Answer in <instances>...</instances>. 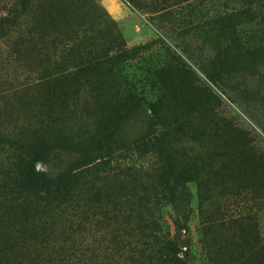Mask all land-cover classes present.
<instances>
[{
    "label": "rangeland",
    "instance_id": "rangeland-1",
    "mask_svg": "<svg viewBox=\"0 0 264 264\" xmlns=\"http://www.w3.org/2000/svg\"><path fill=\"white\" fill-rule=\"evenodd\" d=\"M0 138V186L34 139L36 171L82 173L0 218V264H115L147 216L181 264H264V0H0Z\"/></svg>",
    "mask_w": 264,
    "mask_h": 264
},
{
    "label": "trees",
    "instance_id": "trees-1",
    "mask_svg": "<svg viewBox=\"0 0 264 264\" xmlns=\"http://www.w3.org/2000/svg\"><path fill=\"white\" fill-rule=\"evenodd\" d=\"M128 4L132 8L137 9L131 2L128 1ZM84 40V39H83ZM78 62L73 58L67 59V63H70L71 69L68 70L67 74L63 77L64 81H61L54 84V88L60 87V91L65 92L66 89H79L82 84L76 76H83L86 73L87 68L83 67L84 63ZM99 59H93L87 61L86 64H96L97 66L103 65L106 62ZM90 67H88L89 69ZM56 89V88H55ZM34 144L28 146V152L23 155V157L18 158L16 164L13 165L14 171L13 176L9 179L10 183L0 186V218H6V213L12 212L8 215H13V211L17 210V220L18 224L22 227H25V223H28V218L30 213L34 215H42L50 218L53 211L52 208L57 209L62 205L67 203V197L69 196V191L73 181L82 174L80 171L77 172H65L54 179L46 178L42 173L36 171L35 164L43 161L44 158V149L39 143V140L34 139ZM0 144L2 140L0 138ZM79 147L83 148V144H77ZM80 154H83V151L80 150ZM89 155V154H88ZM91 158V157H89ZM2 189H5L6 192H2ZM101 190L96 189L94 193L95 198L92 199L94 205L100 204V195ZM6 194L7 197L4 195ZM20 197H26L24 204L12 205L7 198L9 195H15ZM28 197H31L29 200ZM149 212V209L146 210V213ZM159 218H154L152 216H147V219L144 220V226L141 225L138 227V230L142 232L146 230L147 233L139 232L138 237H135V245L129 244L132 242H126V244L121 245V248L118 249L116 256L118 257V262L124 264H181L177 246L174 241L168 236V234L163 232L161 224L159 223ZM98 224V222H97ZM10 227V225H8ZM43 226L41 227V229ZM97 233H102L101 243L105 241L106 237H109L110 234H103L102 231L97 230ZM31 233V232H29ZM116 239L117 237L110 236ZM129 237V236H128ZM128 244V245H127ZM75 245H73L74 247ZM81 246V245H80ZM66 259L69 256L70 258L73 255H67L63 252ZM69 258V259H70Z\"/></svg>",
    "mask_w": 264,
    "mask_h": 264
},
{
    "label": "crops",
    "instance_id": "crops-1",
    "mask_svg": "<svg viewBox=\"0 0 264 264\" xmlns=\"http://www.w3.org/2000/svg\"><path fill=\"white\" fill-rule=\"evenodd\" d=\"M117 18V17H116Z\"/></svg>",
    "mask_w": 264,
    "mask_h": 264
}]
</instances>
